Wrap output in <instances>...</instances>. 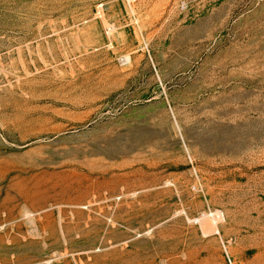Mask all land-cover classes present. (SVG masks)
Instances as JSON below:
<instances>
[{
    "label": "rangeland",
    "instance_id": "rangeland-1",
    "mask_svg": "<svg viewBox=\"0 0 264 264\" xmlns=\"http://www.w3.org/2000/svg\"><path fill=\"white\" fill-rule=\"evenodd\" d=\"M0 264H264V0H0Z\"/></svg>",
    "mask_w": 264,
    "mask_h": 264
},
{
    "label": "bare ground",
    "instance_id": "bare-ground-1",
    "mask_svg": "<svg viewBox=\"0 0 264 264\" xmlns=\"http://www.w3.org/2000/svg\"><path fill=\"white\" fill-rule=\"evenodd\" d=\"M216 222V221H215ZM217 222H219V221H217ZM216 224V223H215Z\"/></svg>",
    "mask_w": 264,
    "mask_h": 264
}]
</instances>
